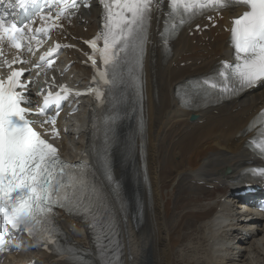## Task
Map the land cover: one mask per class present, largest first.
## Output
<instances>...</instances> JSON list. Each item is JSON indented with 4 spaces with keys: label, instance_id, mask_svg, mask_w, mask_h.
Masks as SVG:
<instances>
[{
    "label": "bare ground",
    "instance_id": "bare-ground-1",
    "mask_svg": "<svg viewBox=\"0 0 264 264\" xmlns=\"http://www.w3.org/2000/svg\"><path fill=\"white\" fill-rule=\"evenodd\" d=\"M239 11L223 13L224 20L217 28L201 36L189 37L187 31L182 32L172 44L173 57L166 62L158 46L160 20L152 23L146 60L145 141L150 197L131 173L132 167L139 166L138 156H114L116 175L131 198V205H141L142 210L134 222L131 214L123 221L126 264H174L175 253L185 251L182 247L193 253L189 260L192 262L187 264H264V214L244 206L243 202L251 199L249 196L234 195L246 183L256 185L242 180L239 172L259 164L245 148V142L250 136L249 120L264 106V85L237 100L197 113L181 110L173 97L177 85L191 76L209 72L221 59L230 57L228 34L222 27L228 26L227 20ZM100 23L101 11L93 3L89 10H81L79 17L71 20L63 36L82 48L78 39L92 37ZM83 29H87L85 35ZM67 54L64 63L73 64L64 80L72 86H86L90 70L82 63L84 58L75 50ZM182 63L184 66L180 67ZM33 93L30 90L31 99L36 100ZM77 102L78 113L73 118L61 116L65 134L58 142L63 156L72 161L91 150L86 118L89 102ZM191 114L196 116L192 122ZM226 170L230 173L225 175ZM135 194L137 201L133 199ZM256 194L261 195L259 191ZM57 221L72 244L84 253H94L79 224L64 216ZM190 227L193 238L182 244L186 232L181 235L180 230ZM19 244L21 251L5 257L2 264H64L33 248L24 237Z\"/></svg>",
    "mask_w": 264,
    "mask_h": 264
},
{
    "label": "snow or ice",
    "instance_id": "snow-or-ice-1",
    "mask_svg": "<svg viewBox=\"0 0 264 264\" xmlns=\"http://www.w3.org/2000/svg\"><path fill=\"white\" fill-rule=\"evenodd\" d=\"M3 3L4 0H0V5ZM99 4L103 8L101 30L94 39L85 41L92 49L88 59L93 66V84L96 87H90L84 93L76 92L75 95L91 93L95 99L103 101L105 91L101 85L106 86L107 92L111 94L113 89L130 82L137 96L142 97L143 57L148 30L153 13L163 8L162 0H99ZM53 6L57 9L55 14L51 11ZM84 6H89L87 0H84ZM78 7V0H10L7 4L10 11H0V42L7 40L11 47L19 50L25 29L33 31L29 23L18 25L15 22L17 9L29 22L39 15L42 20H52L53 27H56L60 26L61 19L69 17L71 10ZM234 7L245 9L232 21L230 28L235 65L225 63L218 76L199 83L197 95L203 93L207 96L209 90L216 89L222 94L234 95L264 81V0H167V17L161 34L166 49L169 40L175 38L184 25L208 13L219 14ZM49 31L48 28L35 30L45 35ZM30 39H35L37 44L41 43L35 35ZM100 41H103L102 48L98 47ZM60 48L59 44L50 48L40 57V63L35 67L51 68L55 62L53 54ZM27 51L34 54L31 44ZM97 59L103 64L102 69L97 67ZM125 68L127 81L124 78ZM23 76V70H13L6 80L0 79V251H4L5 237L10 227L26 231L33 239L42 236L45 247L48 244L54 245L60 256L72 257L73 264H83L77 258L79 249L62 246L55 238L58 229L54 224L53 208L74 210L82 216L90 231L99 230L104 233L113 229L107 206L96 195L95 185L87 180L86 170L65 164L59 157L58 149L42 138L33 127V121L28 118L32 115H47V119L40 122V127L52 125V135L58 137L56 117L60 114L61 102L67 100L71 90L62 85L60 92H48L44 95L43 106L33 113L30 100L24 94L31 81L25 78L27 82H22ZM188 99L190 97L185 94L182 103ZM51 105H55V116L48 115ZM259 118H264V112L260 113ZM109 122L114 123V118L110 117ZM255 123L256 120L250 128ZM252 143L255 144L256 154L264 159V131L259 132ZM104 165L106 175L112 180L107 148L104 152ZM253 175L264 179V169L254 170ZM108 264L112 262L108 261Z\"/></svg>",
    "mask_w": 264,
    "mask_h": 264
},
{
    "label": "rangeland",
    "instance_id": "rangeland-1",
    "mask_svg": "<svg viewBox=\"0 0 264 264\" xmlns=\"http://www.w3.org/2000/svg\"><path fill=\"white\" fill-rule=\"evenodd\" d=\"M85 30H87V29H83L81 32H83V35H85ZM175 219L177 220L178 219V216H175ZM188 222H193V221H191V220H189ZM191 229H189V228H182L181 230H180V234L182 235L183 234V232L185 233L186 232V235L184 234L183 236H182V244H184V243H186V242H188L191 238H193V235L191 236V230H192V227H190ZM194 229V228H193ZM190 230V231H189ZM192 242V241H191ZM182 249H184L185 251H177L176 253H175V255H174V264H187L188 262H192V261H189L190 259H191V256H192V252H190L189 250H187V248H183L182 247ZM185 253V254H184ZM181 254H183V255H181ZM187 254V255H186ZM184 255H186V256H184ZM189 255V256H188ZM182 257V258H181ZM185 259H184V258ZM184 263H183V262ZM190 264H194V263H190Z\"/></svg>",
    "mask_w": 264,
    "mask_h": 264
},
{
    "label": "water",
    "instance_id": "water-1",
    "mask_svg": "<svg viewBox=\"0 0 264 264\" xmlns=\"http://www.w3.org/2000/svg\"><path fill=\"white\" fill-rule=\"evenodd\" d=\"M192 119H194V117Z\"/></svg>",
    "mask_w": 264,
    "mask_h": 264
}]
</instances>
